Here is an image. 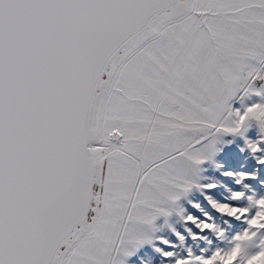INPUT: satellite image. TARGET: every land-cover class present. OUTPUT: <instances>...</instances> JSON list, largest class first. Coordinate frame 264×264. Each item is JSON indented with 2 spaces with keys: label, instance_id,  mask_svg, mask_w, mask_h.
<instances>
[{
  "label": "snow or ice",
  "instance_id": "1",
  "mask_svg": "<svg viewBox=\"0 0 264 264\" xmlns=\"http://www.w3.org/2000/svg\"><path fill=\"white\" fill-rule=\"evenodd\" d=\"M0 264H264V0H0Z\"/></svg>",
  "mask_w": 264,
  "mask_h": 264
}]
</instances>
